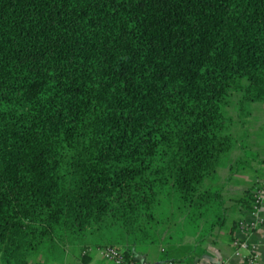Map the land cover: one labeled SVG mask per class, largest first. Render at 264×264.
<instances>
[{
	"label": "trees",
	"instance_id": "trees-1",
	"mask_svg": "<svg viewBox=\"0 0 264 264\" xmlns=\"http://www.w3.org/2000/svg\"><path fill=\"white\" fill-rule=\"evenodd\" d=\"M253 101L264 0H0V264L222 226Z\"/></svg>",
	"mask_w": 264,
	"mask_h": 264
},
{
	"label": "crops",
	"instance_id": "crops-1",
	"mask_svg": "<svg viewBox=\"0 0 264 264\" xmlns=\"http://www.w3.org/2000/svg\"><path fill=\"white\" fill-rule=\"evenodd\" d=\"M246 114L234 117L230 128L233 139L231 149L220 154L214 171L206 184L217 189L219 211L224 217L222 226H214L208 232L185 235L180 243H165L163 240L149 242L125 241L121 250L125 251L137 264H210L217 259L232 264H241L242 259L235 254L230 241L239 235L237 221L246 206L241 202L253 186L260 166L264 163V101H253L246 105ZM249 218L247 213H244ZM260 214L264 215V200ZM248 242L258 251L256 264H264V223L248 236ZM243 252V251H241ZM37 260L44 264H110L103 259L98 247L66 244L62 256L51 260L43 254H36L30 263Z\"/></svg>",
	"mask_w": 264,
	"mask_h": 264
},
{
	"label": "built area",
	"instance_id": "built-area-1",
	"mask_svg": "<svg viewBox=\"0 0 264 264\" xmlns=\"http://www.w3.org/2000/svg\"><path fill=\"white\" fill-rule=\"evenodd\" d=\"M260 175L256 176L253 186L249 193L251 195L250 204L244 207V213L249 215L245 217L242 213L237 221L238 236H234L230 243L234 247L235 254L242 259L241 264H256L258 261L257 248L248 242V236L264 223V215L260 214L262 203L264 200V163L259 169ZM243 251V252H241ZM99 253L110 264H135L134 261L128 259L123 250L115 246H106L99 248ZM30 264H44L37 260ZM210 264H232L227 260L217 259Z\"/></svg>",
	"mask_w": 264,
	"mask_h": 264
},
{
	"label": "rangeland",
	"instance_id": "rangeland-1",
	"mask_svg": "<svg viewBox=\"0 0 264 264\" xmlns=\"http://www.w3.org/2000/svg\"><path fill=\"white\" fill-rule=\"evenodd\" d=\"M112 245V244H111ZM114 246H116V247H121V245H119V246H117V245H114ZM122 248V247H121Z\"/></svg>",
	"mask_w": 264,
	"mask_h": 264
}]
</instances>
